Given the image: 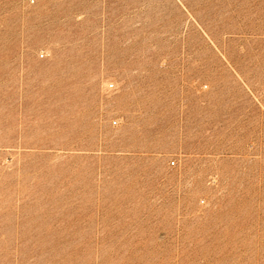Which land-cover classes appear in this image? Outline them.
Returning a JSON list of instances; mask_svg holds the SVG:
<instances>
[{
	"label": "rangeland",
	"instance_id": "1",
	"mask_svg": "<svg viewBox=\"0 0 264 264\" xmlns=\"http://www.w3.org/2000/svg\"><path fill=\"white\" fill-rule=\"evenodd\" d=\"M0 264H264V0H0Z\"/></svg>",
	"mask_w": 264,
	"mask_h": 264
},
{
	"label": "built area",
	"instance_id": "2",
	"mask_svg": "<svg viewBox=\"0 0 264 264\" xmlns=\"http://www.w3.org/2000/svg\"><path fill=\"white\" fill-rule=\"evenodd\" d=\"M171 165L173 166V165H174V163L172 162V163H171Z\"/></svg>",
	"mask_w": 264,
	"mask_h": 264
}]
</instances>
